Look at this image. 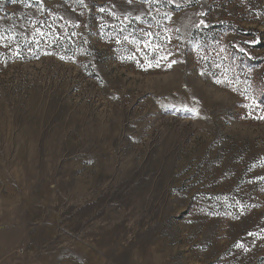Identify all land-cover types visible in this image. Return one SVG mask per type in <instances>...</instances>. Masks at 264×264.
Listing matches in <instances>:
<instances>
[{"label":"rangeland","instance_id":"1","mask_svg":"<svg viewBox=\"0 0 264 264\" xmlns=\"http://www.w3.org/2000/svg\"><path fill=\"white\" fill-rule=\"evenodd\" d=\"M0 264H264V0H0Z\"/></svg>","mask_w":264,"mask_h":264},{"label":"snow or ice","instance_id":"2","mask_svg":"<svg viewBox=\"0 0 264 264\" xmlns=\"http://www.w3.org/2000/svg\"><path fill=\"white\" fill-rule=\"evenodd\" d=\"M83 2V0H81V3ZM132 2V0H129V3H131ZM101 11H104V9H101ZM201 24H203L204 22L203 21H201L200 22ZM148 35H151L150 33L148 34ZM127 39V38H126ZM146 46H147V44H146ZM134 58V57H133ZM164 57H162V59H163ZM171 63H175V61H172ZM171 63L168 65L169 67H171ZM149 67H151L152 65L151 64H149L148 65ZM156 66H159V61H157L156 62ZM221 81H219V80H217V83H220Z\"/></svg>","mask_w":264,"mask_h":264}]
</instances>
